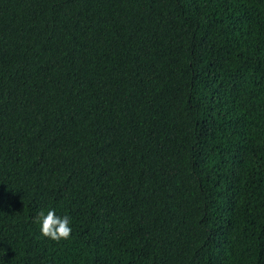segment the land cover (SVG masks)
<instances>
[{
  "label": "trees",
  "instance_id": "16d2710c",
  "mask_svg": "<svg viewBox=\"0 0 264 264\" xmlns=\"http://www.w3.org/2000/svg\"><path fill=\"white\" fill-rule=\"evenodd\" d=\"M0 264H264V0H0Z\"/></svg>",
  "mask_w": 264,
  "mask_h": 264
},
{
  "label": "clouds",
  "instance_id": "9594fccd",
  "mask_svg": "<svg viewBox=\"0 0 264 264\" xmlns=\"http://www.w3.org/2000/svg\"><path fill=\"white\" fill-rule=\"evenodd\" d=\"M34 222L39 227L42 236L52 241L68 240L72 234L71 219L69 216H59L54 209L37 213Z\"/></svg>",
  "mask_w": 264,
  "mask_h": 264
}]
</instances>
